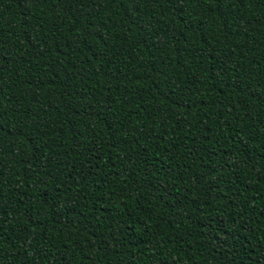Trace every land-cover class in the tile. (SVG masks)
<instances>
[{"label": "trees", "instance_id": "trees-1", "mask_svg": "<svg viewBox=\"0 0 264 264\" xmlns=\"http://www.w3.org/2000/svg\"><path fill=\"white\" fill-rule=\"evenodd\" d=\"M0 0V264H264V0Z\"/></svg>", "mask_w": 264, "mask_h": 264}, {"label": "snow or ice", "instance_id": "snow-or-ice-1", "mask_svg": "<svg viewBox=\"0 0 264 264\" xmlns=\"http://www.w3.org/2000/svg\"><path fill=\"white\" fill-rule=\"evenodd\" d=\"M21 2H23V0H21ZM83 2L86 4H98L100 2V0H83ZM129 2H131V0H129ZM176 2H177V13L183 14V8H182L183 0H176ZM215 2L217 4H219L220 0H215ZM237 2L239 4H241V6H244L246 3V0H237ZM0 119H3V117L0 116ZM0 130H2V129H0Z\"/></svg>", "mask_w": 264, "mask_h": 264}]
</instances>
